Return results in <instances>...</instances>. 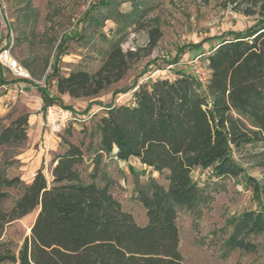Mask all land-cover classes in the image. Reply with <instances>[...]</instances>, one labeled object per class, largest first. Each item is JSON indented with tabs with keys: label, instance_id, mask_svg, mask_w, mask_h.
I'll use <instances>...</instances> for the list:
<instances>
[{
	"label": "trees",
	"instance_id": "trees-1",
	"mask_svg": "<svg viewBox=\"0 0 264 264\" xmlns=\"http://www.w3.org/2000/svg\"><path fill=\"white\" fill-rule=\"evenodd\" d=\"M124 1L132 3V12H121L114 0H102L98 7L106 8V15L90 14L88 21L102 26L115 17L123 22L118 32L137 22L143 25L148 12L144 2ZM227 4L244 16L264 18V0H227ZM148 34L152 50L162 32L154 27ZM109 43V51L94 73L80 69L62 75L54 68L49 77L56 78L59 95L96 97L126 76L139 53L124 51L120 40ZM64 50L60 43L57 55ZM207 61L206 89L186 75L137 85L130 105L106 109L95 129L100 136L97 144L94 132L87 147L62 138L66 148L53 158L49 178L40 169L29 184L18 177L0 179V201L7 198L3 187L23 185L12 209H0V264H184L178 210H193L205 200L193 171L212 168L218 177H240L244 169L233 151L264 142V23L246 32L223 35ZM2 73L0 70V85L6 83ZM37 88L44 115L56 103L63 106L60 98ZM28 128L29 115L19 116L0 129V144L24 143ZM105 155L123 162L137 159L156 172L168 173L167 186L152 180L137 192L146 210V225L137 224L112 194L111 182L102 172ZM87 163L92 164L89 182L83 177ZM36 210L31 233L17 255L1 242L5 228ZM262 234L264 209L242 213L232 222L223 257L236 250L257 253L258 244L251 238Z\"/></svg>",
	"mask_w": 264,
	"mask_h": 264
},
{
	"label": "rangeland",
	"instance_id": "rangeland-1",
	"mask_svg": "<svg viewBox=\"0 0 264 264\" xmlns=\"http://www.w3.org/2000/svg\"><path fill=\"white\" fill-rule=\"evenodd\" d=\"M101 1L0 0V53L10 47L12 55L33 79L25 82L17 79L0 64L3 80H6L0 85V129L21 115L30 116L31 112L38 111L35 114H39L40 125L51 136V144L48 138L40 141L36 126L31 127L29 123L28 140L24 143L0 144L1 180L18 177L23 184H29L24 166L41 147L48 150L41 167L49 178L51 162L64 145L62 138L75 144L84 143L87 147L106 109L112 105H130L137 85L186 75L206 89L210 75L207 57L220 38L230 32H246L264 23V18L235 12L227 0H142L144 9L148 10L142 18L143 25L130 24L119 33L123 22L115 17L105 20L102 26L88 21L90 14L106 15L107 9L98 7ZM114 1L121 12H132L130 1ZM154 27L160 29L162 36L151 50L148 30ZM111 40H120L126 52L139 53V60L132 64L126 76L96 97H67L65 101L59 96L53 97L60 98L63 106L56 103L54 106L58 108L51 111L52 106L44 115V103L37 87L53 95L56 78L49 76L56 66L62 75L80 69L96 72L109 51ZM60 43H64L65 53L58 56ZM18 83L27 85L25 93H20L19 86L13 87ZM10 91L13 95L8 94ZM54 122H61V132H51L47 125ZM99 140L96 133L93 142L97 144ZM233 157L244 169L240 177H218L212 168H197L192 173L205 200L193 210H178L177 225L184 264H259L264 260V234L251 238L258 244L257 253L236 250L223 257L224 242L232 232L233 220L246 211L264 209V142L234 150ZM91 168L92 164L87 163L83 170L87 182ZM102 172L110 180L112 194L123 209L133 215L137 224L146 225V210L138 201L137 192L152 180L167 186L168 173L156 172L137 159L123 162L107 155L103 159ZM99 184L103 183L99 181ZM254 184L259 191L255 190ZM2 191L7 198L0 201V209L8 212L21 196L23 185L3 187ZM37 213L36 210L5 228L1 242L17 255L31 233Z\"/></svg>",
	"mask_w": 264,
	"mask_h": 264
},
{
	"label": "crops",
	"instance_id": "crops-1",
	"mask_svg": "<svg viewBox=\"0 0 264 264\" xmlns=\"http://www.w3.org/2000/svg\"><path fill=\"white\" fill-rule=\"evenodd\" d=\"M17 86H19L20 88L22 86H27L25 84H21V83H18L17 84H13V87L14 88H17ZM53 95H51V97H61L64 101L66 100L67 97L71 98L70 96L68 95H59L58 92H57V87H56V82L54 81L53 82ZM9 95L11 94V91L10 93H8ZM13 95V94H11ZM6 97H8V95H5ZM42 99V98H41ZM2 100V98L0 99ZM58 107L54 106L52 108H50V110L52 111L53 109H56ZM38 111L36 112H31L30 113V116H29V123H30V126L31 127H34L36 126V132H37V136L39 137L40 141H43V140H46V138H48L49 140H47L50 144H51V136L49 137L47 135V133L44 132V128L43 126L40 125V117H39V114H35L37 113ZM37 141V140H36ZM42 144H45L44 142H42ZM65 145H61L60 148H59V151L58 153L60 152H63L65 150ZM48 150H45L43 149V147H41V150L37 152V155L34 154V158H32L30 161L27 162V166L25 165V176L28 175V180H27V183H30L33 178L35 177L36 173L38 170L42 169L41 167V164L43 163L44 159H45V156H46V152Z\"/></svg>",
	"mask_w": 264,
	"mask_h": 264
},
{
	"label": "built area",
	"instance_id": "built-area-1",
	"mask_svg": "<svg viewBox=\"0 0 264 264\" xmlns=\"http://www.w3.org/2000/svg\"><path fill=\"white\" fill-rule=\"evenodd\" d=\"M0 64L3 68L8 70L15 78L22 81H33L30 73L22 64L12 55L11 48H5L0 53ZM26 86L20 88V93H25ZM52 133H59L62 131L61 122L48 123Z\"/></svg>",
	"mask_w": 264,
	"mask_h": 264
}]
</instances>
